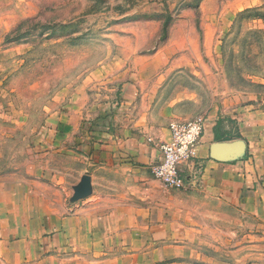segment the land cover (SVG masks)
Returning a JSON list of instances; mask_svg holds the SVG:
<instances>
[{"label": "rangeland", "instance_id": "374dc122", "mask_svg": "<svg viewBox=\"0 0 264 264\" xmlns=\"http://www.w3.org/2000/svg\"><path fill=\"white\" fill-rule=\"evenodd\" d=\"M258 16L264 0H0V264H264L262 216L236 210L194 232L142 218L128 231L127 216L90 208L78 110L84 90L109 91L95 72L130 54L172 67L164 100L198 94L182 104L196 116L232 88L261 101Z\"/></svg>", "mask_w": 264, "mask_h": 264}, {"label": "crops", "instance_id": "0c3cea01", "mask_svg": "<svg viewBox=\"0 0 264 264\" xmlns=\"http://www.w3.org/2000/svg\"><path fill=\"white\" fill-rule=\"evenodd\" d=\"M135 55L95 72L106 79L105 98L89 101L86 90L81 94L89 207L109 209L100 215L127 216L122 228L128 231L142 218L152 229L194 232L211 218L228 221L236 210L264 217V99L233 88L215 94L210 107L198 113L205 128L194 158L180 165L185 187L165 188L152 172L162 158L160 145L172 140V121L196 116L182 104L199 105L202 99L182 90L164 100L172 67L155 58L149 67V58ZM73 121L72 135L79 131Z\"/></svg>", "mask_w": 264, "mask_h": 264}, {"label": "built area", "instance_id": "2783aa9c", "mask_svg": "<svg viewBox=\"0 0 264 264\" xmlns=\"http://www.w3.org/2000/svg\"><path fill=\"white\" fill-rule=\"evenodd\" d=\"M172 140L160 145L162 158L152 166L154 177L165 188L183 189L185 178L180 165L194 158V150L201 142L205 119L203 116L185 120H174L169 126Z\"/></svg>", "mask_w": 264, "mask_h": 264}, {"label": "trees", "instance_id": "16d2710c", "mask_svg": "<svg viewBox=\"0 0 264 264\" xmlns=\"http://www.w3.org/2000/svg\"><path fill=\"white\" fill-rule=\"evenodd\" d=\"M258 18H262L264 20V16H258ZM256 33H261L264 36V31L263 30L256 31ZM9 36L10 35H8V37H7L8 39H9ZM240 73H241V79L245 80L244 72L240 71ZM254 73H257V71L249 69L246 74L251 75V74H254Z\"/></svg>", "mask_w": 264, "mask_h": 264}]
</instances>
